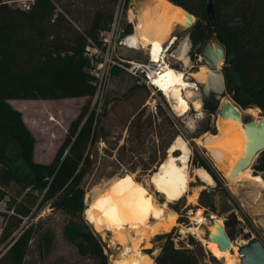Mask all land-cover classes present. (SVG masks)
Segmentation results:
<instances>
[{
  "label": "trees",
  "instance_id": "1",
  "mask_svg": "<svg viewBox=\"0 0 264 264\" xmlns=\"http://www.w3.org/2000/svg\"><path fill=\"white\" fill-rule=\"evenodd\" d=\"M118 1L34 0L25 9L8 0H0V203L5 202L0 213L6 219L0 245L6 241L10 244L0 257V264L24 263L34 235V223L23 227L14 237L12 234L35 206L41 209L45 205L70 215L63 235L81 255L94 258L97 264H113L105 252L108 246L102 239V232H97L85 218L84 178L94 166L93 147L106 136L102 133L101 121L109 112L107 97L102 111L98 109V102L92 104L97 85L90 73L92 61L87 46L91 41L102 45L101 33L111 26ZM172 1L197 16L196 23L188 30L192 59L196 60L201 54L206 41L220 40L227 53L222 68L225 95L243 108H260L264 115V0H213L215 25L206 15L207 0ZM82 15L86 23L80 28L77 22L84 21ZM121 72L113 69L114 75ZM74 97H86V101L70 122L53 160L49 163L36 161L35 136L21 110L9 100ZM204 107L208 113H216L219 101L211 97L204 101ZM137 117L141 119V110ZM208 131L216 133L217 128L207 125L201 133L192 136L191 145L197 166L205 167L216 185L212 190L203 189L198 202L205 209L223 214L233 210L231 194L223 186L216 167L199 151L194 140ZM180 133L179 129L175 130L176 137ZM172 142L171 139L162 140L159 164L166 159ZM13 145L19 149L21 162L10 155ZM125 146L126 143H122L118 151ZM155 159L156 155L152 160ZM253 168L255 172L264 171V150ZM11 188L16 190L13 197L8 193ZM216 194L222 198L221 208L215 203ZM159 236L166 240L153 264H200L192 249L176 246L173 231ZM189 243L201 244L191 234Z\"/></svg>",
  "mask_w": 264,
  "mask_h": 264
},
{
  "label": "rangeland",
  "instance_id": "2",
  "mask_svg": "<svg viewBox=\"0 0 264 264\" xmlns=\"http://www.w3.org/2000/svg\"><path fill=\"white\" fill-rule=\"evenodd\" d=\"M71 1L73 0H67V2ZM152 5L153 0H129L123 7V11L125 12L129 7H133L136 13L135 22H137L139 17L147 14L148 7ZM82 14L87 18L86 13L82 12ZM84 15H82V18H84ZM86 18L83 19L84 21L77 22L80 28L86 23ZM188 30H184L178 25L173 31V34L177 35V40L164 54L167 56L168 65L170 64L171 67L178 70H185L190 78L191 72L197 71L198 67L204 64L200 60V54L196 60L192 59L190 55L193 48ZM186 44H188L187 66L183 60L179 59ZM123 52L128 54L129 57L138 60H147L149 57L148 49L143 47L137 50L124 49ZM221 65L223 66V64ZM198 93L202 102V109L196 110L192 108L186 114L180 115L174 108L173 100L170 99L169 95L164 94L163 91L148 86L125 72L115 75L112 72L106 87L101 93V96L103 95L102 101L98 100V109L102 111L104 99L106 97L109 99V112L106 116H103L101 121V125H103L102 133L106 136L104 139H100L92 150L94 166L84 178L86 189L85 203L87 207V203L92 202L94 197L105 189L110 182L128 173L139 182L148 184L154 200L158 204L164 203L165 196L157 192L152 185H149V180L159 166V160L162 155L160 150L162 140L171 139L174 142L177 138L175 130L179 129L181 133L178 136L186 140L190 147L188 165L191 181L190 191L186 196L167 205L168 209L173 208L178 211L176 225L172 226L173 230L171 229L175 244L178 248L188 247L192 249L200 264H226V260L216 257L206 245L205 240L202 239L210 226V222L205 216L201 238L198 234L191 231L181 230L196 224L197 220L194 219L196 217L195 211L199 208L202 210V215L204 214L205 208L198 202L199 195L203 189L212 190L216 185L215 179L212 184H207L197 177L194 172V169L198 166L191 145L192 136L201 133L207 125L216 126L219 132L218 119L220 117L219 107L216 113L213 114L206 111L200 87ZM96 98L94 97L92 104L95 103ZM224 98L235 102L228 95ZM85 101L86 98L82 97L59 100L14 99L16 105L23 110L26 124L35 136L34 158L36 161L49 163L53 160L57 148L65 137L70 122L77 116ZM235 104L237 103L235 102ZM237 105L246 121L252 118L259 119L263 116L262 110L258 107L243 108L239 104ZM160 107L162 110H160ZM250 108L253 110H249ZM140 110L142 117L138 120L137 113ZM206 133L200 134L194 140L198 145L199 151L216 167L211 154L199 141ZM138 134L140 137H137ZM124 142L126 143L125 148L122 151H118V147ZM156 149H159L157 153H155ZM19 153L17 146L13 145L10 155L17 162H21ZM174 153L177 155L181 153V150H176ZM155 155L156 159L153 161L152 159ZM168 155L169 149L167 150ZM167 156L166 158H168ZM256 159L249 168L252 174H256L253 168ZM216 169L222 177L223 186L231 194L230 200L233 204L232 211L223 214L214 212L222 220L221 225L225 221H233L232 213H235L244 224L245 231H251L264 244V184L260 182L261 186L258 181L249 177L239 178L240 180L227 179L219 172L217 167ZM8 193L13 197L16 194V190L11 188ZM221 199V196L216 194L215 203L219 206L218 208H221ZM70 218V215L63 210L53 209L49 205H45L41 209L35 206L32 213L24 217L21 226L12 234V237H14L19 234L23 227L34 223V235L30 241L23 264H97L94 258L81 255L76 246L64 237L63 229ZM5 221L6 219L0 213V233ZM118 226L119 224H107L106 229L100 231L104 235L99 232L108 246L105 252L109 256V261L113 264H116V259L119 258L122 251V245L114 238V232ZM141 231L140 234L136 233L137 238L141 237ZM169 231H161L150 236L152 245L150 247L144 245V241L140 243L139 250L151 255L153 263L166 240L165 237H161L159 234ZM142 232H144V229ZM227 232L231 236L232 246L238 247V253L239 245L245 242L243 232L239 226H233L232 224L227 226ZM190 234L199 240L201 244H190ZM7 242L0 245V253L8 246ZM235 264L241 263L238 261Z\"/></svg>",
  "mask_w": 264,
  "mask_h": 264
},
{
  "label": "bare ground",
  "instance_id": "3",
  "mask_svg": "<svg viewBox=\"0 0 264 264\" xmlns=\"http://www.w3.org/2000/svg\"><path fill=\"white\" fill-rule=\"evenodd\" d=\"M184 21L185 16L179 7L168 0H153V5L147 14L139 17L136 22L132 46L147 48L153 59H159V56L168 49L167 46L177 40L176 36H172L173 31ZM187 46L188 44L184 46L183 53L179 57L186 66L188 61ZM191 74L201 83L209 81L206 65L200 66L199 70L192 71ZM155 84L164 94L169 95L173 100L174 108L180 115L186 114L192 108L202 109L198 93L199 86L187 76L185 70H178L167 64L156 77ZM225 101L228 100L224 98L223 102ZM218 128V133L207 132L199 139L200 144L211 154L215 164L232 167V163L242 153L241 137L238 135L235 125L223 124L220 117ZM176 150H181V153L176 155L174 153ZM189 152L190 147L186 140L177 136L169 147L168 158L163 160L151 175L149 185L165 196V201L161 205L154 200L148 184L139 182L129 173L110 182L94 197L92 202L87 203L85 215L95 230L104 231L107 224H119L114 232V238L122 245V251L119 258L116 259V264H153V257L140 251L139 246L142 241L147 247L152 246L150 236L161 231H169L172 226L176 225L178 214L169 213L170 209L167 208V205L178 201L190 191ZM249 168L240 169L232 180L249 177L258 181L260 185L264 184L261 175L252 174ZM194 172L205 183L212 184L214 182L213 176L204 167L198 166ZM195 215L194 219L197 220L195 225L180 229L191 231L201 238L202 224L206 218L204 214L202 215L201 208L195 211ZM214 217L217 218V221L210 227L213 235L216 225H221L222 222L217 215L214 214ZM141 229L142 231L144 229V232ZM140 231L141 237L137 238L136 233L140 234ZM205 242L216 257L226 260V264H235L240 261L239 252L237 253L238 247L233 245L221 250L216 241L205 240Z\"/></svg>",
  "mask_w": 264,
  "mask_h": 264
},
{
  "label": "water",
  "instance_id": "4",
  "mask_svg": "<svg viewBox=\"0 0 264 264\" xmlns=\"http://www.w3.org/2000/svg\"><path fill=\"white\" fill-rule=\"evenodd\" d=\"M168 1L179 7L185 16V21L182 25H180V27H182L184 30L190 29L196 23L197 16L184 6L177 4L172 0ZM205 9L207 17L212 22V24L215 25L217 23V18L214 1L207 0ZM134 30V26L129 23L126 27V32L132 33ZM172 36L177 37L175 34H172ZM226 54V46L217 38L206 41L200 54V60L207 67L209 81L206 83H201L192 75L190 78L200 87L203 102L210 100L211 97H214L219 101V116L221 122L223 124L235 125L238 135L241 137L242 153L232 163V167L226 166L224 164H215L219 172L225 178L230 179L235 177L240 169L250 167L256 157L259 156L260 152L264 150V115L259 119L252 118L246 121L243 117L242 111L238 105L235 104V102L231 101L230 99H228V101L222 102L223 98L226 96V82L224 72L222 70L223 66L221 64H224L226 60ZM199 68L200 66L197 70H199ZM216 133H218V131ZM256 174H260L264 180V171H256ZM169 213L178 214V211L172 208L169 210ZM204 216L210 222V226L207 228L204 235V239L206 241H216L221 250L230 248L232 246V240L231 236L227 232V226L230 224L233 226H239L245 239V242L239 245L238 249L240 263L264 264V244L251 231H245L244 224L238 219L235 213H232L233 221L228 220L223 222L222 225H216V231L214 235L210 229V227L217 221V218L214 217V212L209 209H205Z\"/></svg>",
  "mask_w": 264,
  "mask_h": 264
},
{
  "label": "built area",
  "instance_id": "5",
  "mask_svg": "<svg viewBox=\"0 0 264 264\" xmlns=\"http://www.w3.org/2000/svg\"><path fill=\"white\" fill-rule=\"evenodd\" d=\"M9 3L21 6L28 9L34 0H8ZM126 5V0H119L118 6L114 15V19L109 29L101 33L102 45L99 46L91 41L87 46V54L92 61L90 73L94 78V83L97 85L95 102L102 101L101 93L110 79L114 68L120 69L122 72L136 78L140 82L146 83L148 86L158 88L155 84V79L164 69L167 63L165 52L168 51L172 44H169L168 49L159 56V59H153L148 52L147 60H138L128 56L123 50H137L132 46L133 32L127 33L126 27L131 23L135 28L136 13L133 7H129L125 12L123 7ZM170 65V64H169ZM99 100V101H98ZM5 207V202L0 203V211ZM12 212V211H11ZM10 244L4 251L0 253V257L4 254Z\"/></svg>",
  "mask_w": 264,
  "mask_h": 264
},
{
  "label": "crops",
  "instance_id": "6",
  "mask_svg": "<svg viewBox=\"0 0 264 264\" xmlns=\"http://www.w3.org/2000/svg\"><path fill=\"white\" fill-rule=\"evenodd\" d=\"M151 8V6L148 7V10ZM145 15V14H144ZM135 30H136V22H135ZM82 98H86V97H82ZM30 100V99H28ZM9 102L17 109L21 110L22 114H23V117H24V112L23 110L20 108V106H17L16 103L14 102V99H10ZM24 120L26 122V118L24 117ZM36 146V145H35Z\"/></svg>",
  "mask_w": 264,
  "mask_h": 264
}]
</instances>
